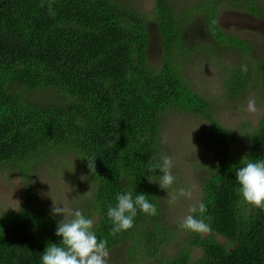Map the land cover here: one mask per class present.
<instances>
[{
    "label": "trees",
    "instance_id": "1",
    "mask_svg": "<svg viewBox=\"0 0 264 264\" xmlns=\"http://www.w3.org/2000/svg\"><path fill=\"white\" fill-rule=\"evenodd\" d=\"M223 5L264 21L259 0H155L152 12L162 51L155 69L147 60L146 16L131 5L0 0V166L20 170L27 183L22 172L38 158L54 164L58 159L47 158L51 153L73 151L95 183L93 207L83 215L91 218V211L97 212L93 230L98 239L108 240L109 250L127 245L130 253L143 242L153 259L177 233H186L176 252L163 257L164 264H264V210L239 203L235 180L242 158L264 159V113L252 131L244 132L249 146L242 152L231 149L232 133L215 119L211 102L189 87L178 61L190 50L184 37L198 13L218 47L249 52L247 40L222 28L217 15ZM258 56L246 72L241 71L244 64L227 69L220 99L240 101L253 79L264 92V53ZM220 99L214 101L223 105ZM171 109L207 119L209 142L217 148L199 200L211 228L204 235L179 224L168 226L158 210L160 171L149 169L160 162L162 118ZM94 159L92 171L87 160ZM127 191L133 198L148 196L158 214L138 211L131 229L111 236L108 207ZM26 194L16 212L0 216V264H41L45 247L60 243L57 221L40 214L28 185ZM192 248L200 250L193 261Z\"/></svg>",
    "mask_w": 264,
    "mask_h": 264
},
{
    "label": "rangeland",
    "instance_id": "2",
    "mask_svg": "<svg viewBox=\"0 0 264 264\" xmlns=\"http://www.w3.org/2000/svg\"><path fill=\"white\" fill-rule=\"evenodd\" d=\"M118 1L131 5L145 14L150 38L147 60L158 69L161 66L162 51L154 24L155 0ZM259 1L264 2V0ZM201 17L198 13L189 23L183 44L190 50L178 56V61L183 63L180 65V70L189 87L211 102L215 119L232 133L230 148L242 152L249 146L243 138L244 132L252 131L264 113V92L260 89L257 80L253 79L240 101L235 98L220 99L219 97L223 95L224 73L227 69L230 70L240 64L248 66L258 54L262 56L264 53V21L239 14L226 5L220 7L217 17L222 28L227 33L247 40L250 44L249 52L241 55L240 52L232 49L218 47L207 34ZM205 48L210 49L206 51ZM216 98L220 99L223 105L215 103ZM250 99L256 101L258 111L255 114L246 111ZM208 129L207 119L182 114L173 109L166 111L162 118L159 157L162 154L172 157L174 162L172 174L176 177V182L170 188L158 187V210L166 217L168 226L177 227L179 221L188 214L189 207L198 203L202 197L204 179L210 171V166L214 165V154L217 149L209 142ZM47 158L58 160L53 164L50 159L38 158L31 170L26 168L23 170L22 173L26 174L29 180L27 183L23 182L24 177L20 170L13 167L5 169L0 166V216L16 212L20 208L27 195V185L32 191L35 204L40 208H38L40 214L45 218L55 219L57 222L63 219V216L52 215L53 203L59 207L80 210L83 214L87 208L93 207L94 180L86 176L74 152L56 151ZM158 175L162 173L159 172ZM180 188L190 189L193 193L192 199L181 198L176 203L169 204L170 195ZM91 216L94 224L97 220V212L92 210ZM145 233L146 229L142 235ZM175 236L153 259L145 254L143 242H140L130 253L127 251V245L115 247L109 250V264H164L163 257H171L176 252L177 246L187 239L186 233H177ZM134 239H137V236ZM217 239L220 242L224 241L222 237ZM191 252L192 261L200 255V250L197 248H192Z\"/></svg>",
    "mask_w": 264,
    "mask_h": 264
},
{
    "label": "clouds",
    "instance_id": "3",
    "mask_svg": "<svg viewBox=\"0 0 264 264\" xmlns=\"http://www.w3.org/2000/svg\"><path fill=\"white\" fill-rule=\"evenodd\" d=\"M241 71L246 72L247 66L243 65ZM246 111L249 114L258 111L255 99L248 101ZM87 161L89 170L95 171V159ZM241 161L244 166L238 168L235 173L238 201L242 206L264 210V159L242 158ZM173 165L172 157L162 154L160 162L149 169L152 172L159 169L162 173L157 176L160 188H170L176 182V177L172 174ZM192 195L190 189L180 188L170 195L168 202L174 204L181 198L190 200ZM206 210L203 202L192 204L188 214L179 221V228L196 234L210 232V225L204 218ZM138 211L149 216L158 214L157 205L151 203L143 193L135 194L134 198L132 191L117 194L115 205L109 206L107 210V217L112 223L109 235L116 236L131 229ZM51 213L53 216H63V219L57 222L55 231V235L61 240L59 244L50 243L45 247L41 253V264H109L108 240L97 238L91 218L83 215L80 210L59 207L54 203Z\"/></svg>",
    "mask_w": 264,
    "mask_h": 264
}]
</instances>
